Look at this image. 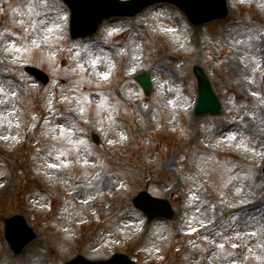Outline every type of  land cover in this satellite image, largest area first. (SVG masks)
I'll use <instances>...</instances> for the list:
<instances>
[{"label":"rangeland","instance_id":"rangeland-1","mask_svg":"<svg viewBox=\"0 0 264 264\" xmlns=\"http://www.w3.org/2000/svg\"><path fill=\"white\" fill-rule=\"evenodd\" d=\"M60 4L0 0V264L116 251L141 264H264V0H228V18L203 25L155 4L79 39ZM197 65L218 114L195 112ZM142 190L175 216L148 219L133 204ZM15 213L37 234L19 253L4 236Z\"/></svg>","mask_w":264,"mask_h":264},{"label":"water","instance_id":"water-1","mask_svg":"<svg viewBox=\"0 0 264 264\" xmlns=\"http://www.w3.org/2000/svg\"><path fill=\"white\" fill-rule=\"evenodd\" d=\"M199 7L205 10L203 15H200L198 18L193 16L191 13L190 17L195 22H202L210 20L218 15H222L226 12L224 0H199ZM69 3L75 10L74 16V35L82 34L79 32L81 29H85V33H90L96 29V26L100 19L106 15L108 12H105L110 4V7H113L115 3L109 0H70ZM118 6L117 4H115ZM139 7H135L136 10ZM121 13H124L126 9H120ZM215 12H220L215 13ZM197 16V15H196ZM199 77L201 79V98L197 107L198 112H204L206 110H217L220 106L218 98L212 92L208 79L206 78L204 72H200ZM43 77L44 74H42ZM147 75L140 76L139 79L144 83L146 89L150 90V84L147 82ZM136 204L144 209L151 217L165 215L171 216L172 210L167 200H159L152 198L148 193L143 192L136 199ZM12 222L19 223V225H12V228L9 229V235L14 236L17 233H25L24 239L27 241L32 238L34 234L26 226L23 218L21 216H16L12 219ZM66 264H136L134 261L130 260L127 256L116 255L114 258L108 261H99V262H88L83 259L82 256H79L76 259H73Z\"/></svg>","mask_w":264,"mask_h":264},{"label":"bare ground","instance_id":"bare-ground-1","mask_svg":"<svg viewBox=\"0 0 264 264\" xmlns=\"http://www.w3.org/2000/svg\"><path fill=\"white\" fill-rule=\"evenodd\" d=\"M110 24V22L108 21L105 25H108ZM233 60H229L228 64L232 66V69L235 71L236 74H238V70H236L234 67H233ZM219 129H217L216 131H218ZM106 180H104L103 177H100L99 179H95L93 182H91L90 184H88L89 188H98L101 185L105 184ZM250 210H247L245 212H240L239 215H240V218L241 219H244L248 214H250Z\"/></svg>","mask_w":264,"mask_h":264},{"label":"snow or ice","instance_id":"snow-or-ice-1","mask_svg":"<svg viewBox=\"0 0 264 264\" xmlns=\"http://www.w3.org/2000/svg\"><path fill=\"white\" fill-rule=\"evenodd\" d=\"M48 31L51 32V29H49ZM93 64H95L94 61H93ZM80 67L83 68V65H81ZM105 78H106V76H105ZM254 95H255V93H254ZM81 111H82V109H81ZM232 139H235V137H232ZM56 166L57 165H51V167H56ZM193 231H195V229H193ZM250 235H255V233H251ZM220 247L223 248V245H220ZM233 247L235 248V247H237V245L233 244Z\"/></svg>","mask_w":264,"mask_h":264}]
</instances>
